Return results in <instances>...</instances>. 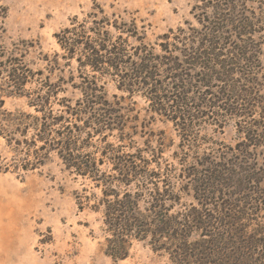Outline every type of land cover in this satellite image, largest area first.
<instances>
[{
    "label": "rangeland",
    "instance_id": "1",
    "mask_svg": "<svg viewBox=\"0 0 264 264\" xmlns=\"http://www.w3.org/2000/svg\"><path fill=\"white\" fill-rule=\"evenodd\" d=\"M96 7L118 25L134 23L142 47L158 60L180 57L172 45L168 51L162 45L175 43L183 31L200 34L219 18L246 22L252 35L236 43L247 48L250 60L210 88L198 82L203 69L183 68L188 79L196 78L193 86L183 83L190 100L181 109L185 117L179 116L174 96L184 94L167 78L165 65L157 67L158 88L145 80L131 85V69L102 74L62 58L56 33L75 18L93 25L88 16ZM129 44L140 41L130 38ZM16 73L26 82L23 89L13 84ZM88 85L99 98L79 114L91 122L80 139L90 141L92 156L103 158V172L114 173L118 158L126 169L141 171L138 178L130 176L129 186L113 190L120 198L126 189L138 192L137 208L151 222L161 209L149 208L162 199L159 219L173 220L175 239L132 237L129 256L114 261L104 252L110 235L102 188L51 153L35 170H0V264H264V0H0L2 109L41 115L29 102L52 91L51 105L59 113L63 98L74 105L84 101ZM157 96L169 99L158 102ZM101 119L110 126L94 124ZM14 147L0 138V166L24 157Z\"/></svg>",
    "mask_w": 264,
    "mask_h": 264
},
{
    "label": "trees",
    "instance_id": "2",
    "mask_svg": "<svg viewBox=\"0 0 264 264\" xmlns=\"http://www.w3.org/2000/svg\"><path fill=\"white\" fill-rule=\"evenodd\" d=\"M88 17L92 20L93 25L88 27L86 20L83 24H78L77 18H75L70 26L56 33L57 43L64 55L62 58L76 59L80 67H88L90 71L102 74L111 71L114 74H119L123 69H131L133 76L130 79L133 80V83L131 84V81H128V84L135 85L136 80H145L144 84L156 83L155 86L158 88L160 86L156 78L158 76L157 67L165 65L167 67V78H171L172 83H175L176 87L174 88L176 91L184 94L183 96L181 93L174 96L179 107V116L185 117V112L181 109L188 108L190 100L186 96L189 89H186L187 87L183 83L193 86L191 81L196 78L191 74L192 77L189 75L191 78L188 79V74L183 73V68H186V71H193L196 67L203 69L204 71L200 74L201 79L198 82L204 87L210 88L214 86L213 80H218L220 83L226 81L225 78L234 73V68L240 61L247 62L250 60L247 57V48H241L236 43V39L239 37L252 35L251 28L248 29L250 25L246 22L234 25V22L226 16V19L219 18L213 21L211 28H207L200 34L197 29H193L191 33L187 34L183 31L181 39H174L175 43L173 44L162 45L163 50L166 51L172 45L173 49L180 52V57L171 54L161 60H158L159 55H155L151 51L152 49L150 53L142 47L144 46L142 45L143 39L134 23L125 22L122 26L118 25L117 21H111L105 15L101 7L94 8V11ZM202 25L204 26V24ZM111 29L117 33L115 39ZM167 37L170 38V36ZM130 38L140 41V44L130 46ZM249 44H251V49L252 41ZM253 50L255 52L254 47ZM82 57H84V60H82ZM200 75L197 74L198 77ZM12 77H14V86L17 89H23L26 82L20 81V76L17 73ZM178 83H181V86L177 85ZM51 92H48L45 97L39 98L38 96V98L29 102L30 106L35 107L36 112L41 113V115L34 116L22 111H6L2 109L3 105H0V138H4L8 146L14 147L16 145L14 150H19L24 155L17 165H2L0 170L8 172L14 166L21 170L32 171L44 165L50 154L55 153L67 170L95 181L96 186L102 188L103 198L101 204L105 205L103 211L104 224L110 235L105 239L104 245H106V248L104 252L114 261L124 260L129 256L132 237L142 240L151 233L152 239L153 237L175 239V233H172L174 227H171L174 223L173 220L171 218H167L166 221L159 219V212L164 207L163 204L159 203L162 199L156 198L157 202H153L152 207L149 208L151 213L161 209L155 213L154 221L151 222L148 216L142 214L137 208L141 200L138 192L132 193L126 189L120 198L117 190H113L118 189L120 185L129 186L131 184L130 176L138 178L141 171L134 166H128L126 169L125 165L120 162V158H118L117 161L113 160L112 162L114 173L103 172L100 168L104 164L103 158L97 159L92 156L87 151L90 147V141L80 139L83 128H89L91 122L82 119L79 114L84 113L93 97L99 98V95H97L98 90L88 85L84 89L86 99L82 102H76L75 105L72 100L61 99L58 102L62 108L59 113H55L51 105L50 100L53 96ZM166 99L169 98L157 96L158 102ZM94 124L99 127L101 125L104 127L110 126L109 120H106L105 123L102 119L94 122ZM30 132H33L32 135H30ZM16 134L20 136L19 139H15ZM112 195L113 198H111ZM213 218L210 220L219 222L218 218ZM214 227V225L210 226V228ZM216 227L223 230L219 226ZM226 231L230 233L232 228L228 226ZM236 233L239 234L238 236L242 234L240 231ZM231 264H234L233 260Z\"/></svg>",
    "mask_w": 264,
    "mask_h": 264
}]
</instances>
